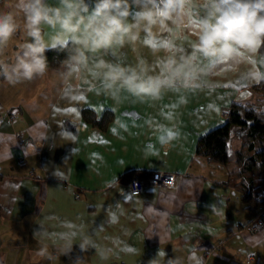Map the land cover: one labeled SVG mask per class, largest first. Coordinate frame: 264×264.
<instances>
[{
	"label": "crops",
	"instance_id": "obj_1",
	"mask_svg": "<svg viewBox=\"0 0 264 264\" xmlns=\"http://www.w3.org/2000/svg\"><path fill=\"white\" fill-rule=\"evenodd\" d=\"M16 2L0 0V10L16 11ZM201 3L189 0L180 28L153 26L152 44L142 30L135 43L104 57L133 66L143 59L154 73L169 57H191L195 87L178 83L143 100L110 95L90 72L63 80L61 65L15 85L0 78V264H264V225L255 227L264 206L226 183L227 165L196 152L200 137L226 121L233 100L264 108L252 90L264 78V53L221 63L195 53ZM23 41L18 32L0 58L10 59ZM96 119L105 120L103 128ZM145 171L172 172L176 181L128 191L125 181ZM253 181L261 192L260 167ZM39 230L43 241L34 239ZM65 233H76L75 243L89 235L110 250L109 259L78 244L65 255L57 246ZM42 244L51 259L37 255ZM159 251L166 255L156 257Z\"/></svg>",
	"mask_w": 264,
	"mask_h": 264
},
{
	"label": "clouds",
	"instance_id": "obj_2",
	"mask_svg": "<svg viewBox=\"0 0 264 264\" xmlns=\"http://www.w3.org/2000/svg\"><path fill=\"white\" fill-rule=\"evenodd\" d=\"M188 4L189 0H92L91 4L88 0H17L16 11L0 10V57H5L18 32L24 41L10 59L0 58V78L15 85L42 77L49 68L46 53L55 51L65 54L59 73L63 80L90 72L106 94L124 92L143 100L178 83L195 87L199 69L191 57H169L155 73L143 59L133 66L104 58L135 43L142 30L148 33L144 43L152 44L153 26L182 27ZM200 7L203 14L192 48L205 60L234 61L241 53L255 54L264 47V0H202ZM54 175L64 179L63 174ZM38 236L41 241L46 238L41 230L34 232V239ZM75 237L76 233L62 234L57 246L66 250L65 255L78 244L82 252L93 248L101 260L109 259L110 250L98 246L89 235L82 234L79 243ZM37 255L51 259L46 244ZM164 255L159 251L156 257ZM148 264H157L156 258ZM168 264L174 262L170 259Z\"/></svg>",
	"mask_w": 264,
	"mask_h": 264
},
{
	"label": "trees",
	"instance_id": "obj_3",
	"mask_svg": "<svg viewBox=\"0 0 264 264\" xmlns=\"http://www.w3.org/2000/svg\"><path fill=\"white\" fill-rule=\"evenodd\" d=\"M260 52L264 53V47ZM46 55L49 68L61 65L60 61L65 58L64 53L55 51ZM252 90L256 93V100L264 99V78L253 85ZM261 105L251 100H233L225 112L226 121L208 129L200 137L196 152L210 162L227 165L229 179L226 183L231 182L236 189L254 197L257 203L264 206V188L259 192L253 181L257 167L262 169L264 176V108ZM83 113L89 117L90 111L83 109ZM108 114H111L110 110L106 116ZM103 120H93V124L101 129L105 124ZM234 140H237L235 147Z\"/></svg>",
	"mask_w": 264,
	"mask_h": 264
},
{
	"label": "built area",
	"instance_id": "obj_4",
	"mask_svg": "<svg viewBox=\"0 0 264 264\" xmlns=\"http://www.w3.org/2000/svg\"><path fill=\"white\" fill-rule=\"evenodd\" d=\"M16 118V113L10 111L8 113V119L13 121ZM24 161V160H23ZM176 181V175L172 172L165 171H145L143 175H136L129 177L125 181V186L128 191L133 194H139L144 191L147 184L152 186H172ZM264 225V214L258 217L255 227H260ZM250 258H253L251 256Z\"/></svg>",
	"mask_w": 264,
	"mask_h": 264
},
{
	"label": "snow or ice",
	"instance_id": "obj_5",
	"mask_svg": "<svg viewBox=\"0 0 264 264\" xmlns=\"http://www.w3.org/2000/svg\"><path fill=\"white\" fill-rule=\"evenodd\" d=\"M199 23V22H198ZM197 26H198V24H197ZM156 45H153V47H155ZM166 47H167V45H165ZM221 62H223V61H217V62H214V63H221ZM74 111V110H73Z\"/></svg>",
	"mask_w": 264,
	"mask_h": 264
},
{
	"label": "rangeland",
	"instance_id": "obj_6",
	"mask_svg": "<svg viewBox=\"0 0 264 264\" xmlns=\"http://www.w3.org/2000/svg\"><path fill=\"white\" fill-rule=\"evenodd\" d=\"M257 168H259V167H257Z\"/></svg>",
	"mask_w": 264,
	"mask_h": 264
},
{
	"label": "water",
	"instance_id": "obj_7",
	"mask_svg": "<svg viewBox=\"0 0 264 264\" xmlns=\"http://www.w3.org/2000/svg\"><path fill=\"white\" fill-rule=\"evenodd\" d=\"M73 255H75V254H73Z\"/></svg>",
	"mask_w": 264,
	"mask_h": 264
}]
</instances>
